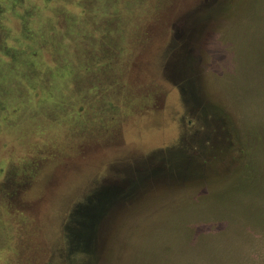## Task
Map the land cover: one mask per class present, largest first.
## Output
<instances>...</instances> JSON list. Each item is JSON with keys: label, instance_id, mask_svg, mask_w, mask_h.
<instances>
[{"label": "rangeland", "instance_id": "374dc122", "mask_svg": "<svg viewBox=\"0 0 264 264\" xmlns=\"http://www.w3.org/2000/svg\"><path fill=\"white\" fill-rule=\"evenodd\" d=\"M0 264H264V0H0Z\"/></svg>", "mask_w": 264, "mask_h": 264}]
</instances>
